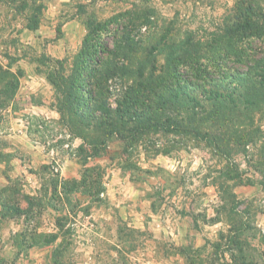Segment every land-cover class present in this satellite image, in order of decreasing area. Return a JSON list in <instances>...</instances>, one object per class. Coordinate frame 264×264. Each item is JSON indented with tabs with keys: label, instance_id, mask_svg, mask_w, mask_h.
Instances as JSON below:
<instances>
[{
	"label": "rangeland",
	"instance_id": "1",
	"mask_svg": "<svg viewBox=\"0 0 264 264\" xmlns=\"http://www.w3.org/2000/svg\"><path fill=\"white\" fill-rule=\"evenodd\" d=\"M238 1L0 0V264H264V110L224 145L159 131L102 145L69 130L49 77L90 22L130 18L114 105L137 66L201 50Z\"/></svg>",
	"mask_w": 264,
	"mask_h": 264
},
{
	"label": "trees",
	"instance_id": "2",
	"mask_svg": "<svg viewBox=\"0 0 264 264\" xmlns=\"http://www.w3.org/2000/svg\"><path fill=\"white\" fill-rule=\"evenodd\" d=\"M126 21L115 31L109 22H90L76 58L69 66L57 60L52 68L58 111L69 130L84 141L86 132L99 134L91 139L102 145L111 136L134 142L154 131L194 134L215 146L243 138L253 113L264 110V12L258 0H239L219 32L200 40L201 50L183 48L170 52L164 64L153 58L137 66L136 79L118 90L112 105L108 79L131 72L123 47L135 42L128 27L133 21L119 24ZM213 45L222 53L214 71L206 62Z\"/></svg>",
	"mask_w": 264,
	"mask_h": 264
}]
</instances>
